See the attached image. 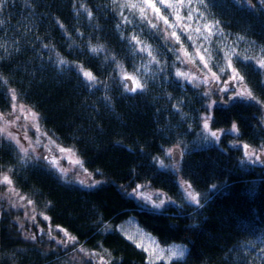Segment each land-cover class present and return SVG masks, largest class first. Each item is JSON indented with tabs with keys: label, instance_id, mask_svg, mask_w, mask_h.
I'll use <instances>...</instances> for the list:
<instances>
[{
	"label": "trees",
	"instance_id": "1",
	"mask_svg": "<svg viewBox=\"0 0 264 264\" xmlns=\"http://www.w3.org/2000/svg\"><path fill=\"white\" fill-rule=\"evenodd\" d=\"M144 1L0 0V112L9 110L14 90L48 136L73 150L101 182L83 187L65 181L4 135L0 173L51 225L108 264H264V159L249 161L243 148L264 150V69L258 66L264 6L258 0H251L254 7L244 0H184L188 7L177 13L164 4L175 31L183 26L177 40ZM180 51L203 56L220 75L231 59L260 103L206 111L204 88L176 75ZM125 74L143 76V90H126L133 80L122 79ZM209 114L210 131L235 123L239 135L210 137L203 129ZM172 147L177 161L167 155ZM141 183L171 203L143 206L128 195ZM131 217L160 246L182 247L183 256L149 263L117 228ZM66 252L24 240L10 215L0 214V264H78Z\"/></svg>",
	"mask_w": 264,
	"mask_h": 264
},
{
	"label": "rangeland",
	"instance_id": "2",
	"mask_svg": "<svg viewBox=\"0 0 264 264\" xmlns=\"http://www.w3.org/2000/svg\"><path fill=\"white\" fill-rule=\"evenodd\" d=\"M152 2L156 3V6L160 9L159 14H156L153 9L149 8L145 1L143 2V6L150 12L151 17L154 18V20H159L160 24L162 25H166V23L164 22V19H161L160 17L166 18L168 21L167 24L169 25L167 29L169 31L171 30V34L175 32L178 36V33L181 32L183 26L178 25L179 30L178 32L175 31V29H177V24L173 20H169L168 12L159 3V0H152ZM169 3L178 4V0H165L164 4L167 7V4ZM167 8H169V10L172 9L175 11L174 8ZM205 62L207 61H201V59L196 54H190L188 51H180L179 67L177 68L176 75L177 72L186 73L188 77H194L195 79L192 80V82H189L187 78L177 76L179 80H181L183 83L187 82L193 87L204 88V93L210 92V95L207 96V105L211 104L213 101L226 100L228 96L233 95V92L229 91L227 94H225L220 92L219 89L226 87V81L228 82L227 86H233L231 77L233 76V69L235 68L228 67V72L224 75L216 74V76L219 77V81L217 82L216 80L212 79L213 72L210 70L208 63L207 67H205ZM226 62L228 66L229 60H226ZM76 71L83 76V71L86 70L78 68ZM235 71L243 77L241 71L237 69H235ZM142 77L143 76L137 77L135 80H138L142 84ZM205 79H207L209 83H202V81ZM234 86L237 88V90L239 89V84ZM134 87L135 83L133 81L131 88ZM15 104L16 111L13 112V100L11 98L9 110L6 112H0V116L4 117V119L0 120V128H7L6 132L3 134L7 139H9L8 134L11 133V135L15 136L16 139L10 140L15 142L18 148H20L23 152H25L24 150H27V154L44 160L46 164L65 181H73L83 187L89 185L95 186L97 185L95 181L101 182L100 179L95 178V175L92 171L88 169L85 171L84 167H81L80 165H74L72 163V161L79 159L73 150L70 149L71 152L60 151V149L69 148L59 145L55 140L48 136L39 123L38 115L36 121L25 119V115H27L28 110H31L27 105L18 99L15 101ZM21 106L24 108L23 112L20 111ZM31 111L34 112L33 110ZM208 111L210 112L211 110ZM13 121L15 123H12ZM37 124L40 128L39 132L36 128ZM17 140L19 143H17ZM246 151L252 153L251 156H246L249 161H263L264 150L257 151L251 150L250 148H244V152ZM167 155L172 158V161L179 160V151H176L175 147H172L170 150H168ZM257 157H259V159ZM52 161H56V163L53 164ZM61 169L64 171H61ZM4 175L7 174L0 173V179H2ZM81 181L84 183L82 184ZM139 185L142 186L139 190L141 193L145 195H151L152 197L151 201H146L144 199H140L136 194L131 195L143 206L151 209H160L161 207L156 208L154 205L160 204L161 200H165L167 203L168 199L163 192L150 188L144 183ZM10 189L13 191H10ZM189 192L191 191L188 188H185V193L187 196ZM128 193H133V189L129 190ZM21 197H23V199H20ZM188 199H190L189 196ZM28 201V197L18 191L12 183L11 185L0 184V214L7 213L10 215L16 227V231L19 233L21 238L30 242L42 240L45 241L46 246H50L52 248L58 247L63 252L67 251L66 253H68V256H70V258L75 260L78 264H101V257L93 252L83 249L80 245L76 244L75 240L69 241L64 232L59 231L57 226L51 225L49 220H45V215L41 211H38V209L33 206V203L29 204ZM33 216L35 217V220L32 219ZM117 228L127 239L129 236H131L132 239L128 240L134 242L136 246L137 244L141 245L140 248L145 251L149 263H155L158 261L169 262L174 258H180L183 256L173 255V253H180V251L183 250L182 247L179 245H169L167 247L160 246L153 236L139 228L132 217L124 220ZM32 236H35V239L26 238ZM81 249H83V251H81Z\"/></svg>",
	"mask_w": 264,
	"mask_h": 264
},
{
	"label": "snow or ice",
	"instance_id": "3",
	"mask_svg": "<svg viewBox=\"0 0 264 264\" xmlns=\"http://www.w3.org/2000/svg\"><path fill=\"white\" fill-rule=\"evenodd\" d=\"M113 2H115V0H113ZM240 2H241V0H237V3H240ZM244 2L247 3L249 7H254V5L251 4V0H244ZM259 2L261 4V6H264V0H259ZM145 3L149 8L153 9L156 14H159L160 9L156 6V3H153L152 0H145ZM159 3L161 5H164L165 0H159ZM200 3H204V0H200ZM181 6L182 7H188V5L184 3V0H178V4H171V3L167 4V7L174 8L177 11V13H178L179 7H181ZM131 7L135 8L136 5L133 4V5H131ZM140 11H141V17L146 18L144 16V11H145L144 8H141ZM88 15L91 16V12H89ZM160 18L164 19V22L166 24L168 23L166 18H164V17H160ZM188 18L191 19V14L189 15ZM125 19H127V18H125ZM180 19H181V17L177 14V20L179 21ZM0 23H2V22H0ZM60 27L63 29L62 24L60 25ZM153 27H155V25H153ZM205 28L208 30L209 35H211L210 26L205 25ZM196 31L199 32L200 29L197 28ZM172 35L175 36L177 40H179V37L176 35L175 32H173ZM92 51L95 52V51H97V49H92ZM200 59H201V61H204L203 56H201ZM246 59H251V58H246ZM258 66L260 69H264V59H261L258 62ZM205 67H207V62H205ZM228 67H231V59H229ZM83 76L89 82H95L96 81V77L93 76V74L89 71H83ZM177 76L185 77L189 80V82H192V80L195 79L194 77H188L186 73H182V72H177ZM2 79H3V77H0V80H2ZM122 79L134 81V83H135L134 88H129L127 85H125L126 90H128V91L135 92L137 89L142 91L144 88V85H142L138 80H135L134 77L128 76L127 74H125V76L122 77ZM212 79L216 80L217 82L219 81V77H217L215 73L212 74ZM231 80L233 82V86H227L228 82L226 81L225 82L226 87L219 89V91L223 92L225 94H227L229 91H231V92H233V95L228 96L227 100L213 101L211 104L206 105V109H205L206 111L211 110L215 106L220 105V104H222L223 107L226 109L230 103H235V102H244V103L256 102V103H260V101H258L256 99V97L253 95L252 90H250L248 88V86L244 83V78L242 76H240V74L238 72H236L235 69H233V76L231 77ZM5 83H6V81H5ZM202 83H209V81L207 79H205L202 81ZM236 84H239L238 90L234 86ZM10 94H11V98L13 100V112H15L16 111L15 101L17 100V96H16V93L14 90H10ZM204 95L207 97L210 95V92H206V93H204ZM20 111L21 112L24 111L23 106L20 107ZM37 115H38L37 113L32 112L31 110H28L27 115H25V119H29L31 121H36ZM2 119H4V117L0 116V120H2ZM18 119H19V117H18ZM203 119H204V123H203L204 131L208 132L209 136L214 138L216 141H219L221 135H229V134L235 135V136L239 135V130H238L237 125L235 123L232 124L230 129H220L218 131H210L209 130V122L213 120V116L209 114V115H206ZM12 123H15V122L13 121ZM36 128H37V131L39 132L40 128H39L38 124L36 125ZM6 130H7L6 127L0 128V135H3L6 132ZM8 138L12 139V140L16 139V137L12 136L11 133L8 134ZM17 143H19L18 140H17ZM243 147L245 149H248L249 146L245 144V145H243ZM24 151L27 154V150H24ZM60 151L61 152H71L70 149H60ZM251 154H252L251 152H248V151L245 152L246 156H251ZM257 158L259 159V157H257ZM52 163L55 164L56 161H52ZM72 163L74 165H80L81 167H83L82 161H80L79 159L72 161ZM61 171H64V170L61 169ZM85 171H86V169H85ZM11 183H12V181L9 179V177L7 175H4L3 178L0 179V184L11 185ZM81 183L83 184L84 182L81 181ZM95 183L98 184V183H100V181H95ZM89 186H92V185H89ZM141 187H142L141 185H137L136 188L133 189V193H128V195L136 194L140 199H144L146 201H151V199H152L151 195H145L139 191ZM10 191H13V190L10 189ZM188 196H189L191 201H197L196 195L192 194L191 192L188 193ZM20 199H23V197H21ZM167 202L171 203L170 200ZM28 203L31 204L32 201L29 200ZM165 203H166L165 200H161L160 204H156V205H154V207L160 208ZM197 203H198V201H197ZM32 219L35 220V217L33 216ZM44 219L49 220L50 218L45 216ZM57 228L59 229V231L64 232L65 236L68 238L69 241L75 240V237L70 236L65 229L60 228L58 225H57ZM105 230H108V226L105 227ZM26 238L35 239V236L26 237ZM128 239H132V237L129 236ZM137 247H141V245L137 244ZM81 251H83V249H81ZM92 255H95V254H92ZM173 255H183V250H181L180 253H178V254L173 253ZM101 264H108V262L104 261L103 257H101Z\"/></svg>",
	"mask_w": 264,
	"mask_h": 264
},
{
	"label": "water",
	"instance_id": "4",
	"mask_svg": "<svg viewBox=\"0 0 264 264\" xmlns=\"http://www.w3.org/2000/svg\"><path fill=\"white\" fill-rule=\"evenodd\" d=\"M129 87L131 88V84L129 85Z\"/></svg>",
	"mask_w": 264,
	"mask_h": 264
}]
</instances>
